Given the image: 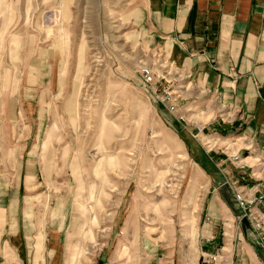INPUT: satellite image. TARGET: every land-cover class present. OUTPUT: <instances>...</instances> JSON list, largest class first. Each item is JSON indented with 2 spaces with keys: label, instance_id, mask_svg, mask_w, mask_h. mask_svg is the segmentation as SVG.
Returning <instances> with one entry per match:
<instances>
[{
  "label": "rangeland",
  "instance_id": "374dc122",
  "mask_svg": "<svg viewBox=\"0 0 264 264\" xmlns=\"http://www.w3.org/2000/svg\"><path fill=\"white\" fill-rule=\"evenodd\" d=\"M138 3L0 0V264H97L117 243L131 264L143 233L196 228L210 178L143 84L149 64L179 95Z\"/></svg>",
  "mask_w": 264,
  "mask_h": 264
},
{
  "label": "crops",
  "instance_id": "0c3cea01",
  "mask_svg": "<svg viewBox=\"0 0 264 264\" xmlns=\"http://www.w3.org/2000/svg\"><path fill=\"white\" fill-rule=\"evenodd\" d=\"M138 7L140 38L170 64L179 93L172 105L186 121L175 132L185 133L181 143L210 191L194 230L164 239L143 233L131 264H264L234 195L264 188V0H139ZM256 209L264 212V202ZM111 247L97 264H130L118 258L123 245Z\"/></svg>",
  "mask_w": 264,
  "mask_h": 264
},
{
  "label": "built area",
  "instance_id": "2783aa9c",
  "mask_svg": "<svg viewBox=\"0 0 264 264\" xmlns=\"http://www.w3.org/2000/svg\"><path fill=\"white\" fill-rule=\"evenodd\" d=\"M139 74L146 90L155 95L161 102L172 103L174 101L172 87L169 85L170 82L167 78L169 75L168 73L163 72L160 69H155L149 64H142L139 68ZM172 109H174L173 105ZM180 119L185 120L184 116ZM197 130L198 133L202 134L205 128L201 125H197ZM234 195L238 207L252 224L257 236V243L264 248V212L256 209L257 205L264 202V188L252 195H248L244 191L236 190ZM212 260L217 262L218 256H212Z\"/></svg>",
  "mask_w": 264,
  "mask_h": 264
}]
</instances>
